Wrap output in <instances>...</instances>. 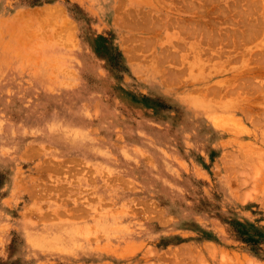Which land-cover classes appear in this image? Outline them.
Listing matches in <instances>:
<instances>
[{
	"label": "rangeland",
	"instance_id": "1",
	"mask_svg": "<svg viewBox=\"0 0 264 264\" xmlns=\"http://www.w3.org/2000/svg\"><path fill=\"white\" fill-rule=\"evenodd\" d=\"M261 57L264 0H0V264H264Z\"/></svg>",
	"mask_w": 264,
	"mask_h": 264
},
{
	"label": "bare ground",
	"instance_id": "2",
	"mask_svg": "<svg viewBox=\"0 0 264 264\" xmlns=\"http://www.w3.org/2000/svg\"><path fill=\"white\" fill-rule=\"evenodd\" d=\"M192 3H193V2H192ZM155 4H156V3H155ZM199 4H200V3H199ZM199 6H200V5H199ZM190 7H191V6H190ZM192 8H194V7L192 6ZM195 8H196V7H195ZM200 8H201V7H200ZM215 8H216V7H215ZM226 32H227V31H226ZM240 32H241V31H240ZM200 33H201V32H200ZM197 35H198V34H197ZM206 47H207V46H206ZM199 48H200V47H199ZM196 50H197V49H196ZM197 51H198V50H197ZM195 52H196V51H195ZM188 53H189V52H188ZM196 53H197V52H196ZM255 53H256V52H255ZM216 54H218V53H216ZM262 55H263V54H262ZM218 56H219V55H218ZM256 57H257V56H256ZM193 58H194V57H193ZM258 59H259V58H257V59L255 60V62H256ZM260 59H261V60H260ZM260 59H259V60H260V61L263 60L262 62L264 63V58L262 59V57H261ZM242 60H243V59H242ZM226 63H227V62H226ZM251 64H252V63H251ZM254 64H255V63H254ZM257 64H259V66L261 65L260 62H258ZM247 65H248V64H247ZM262 65H263V64H262ZM202 66H203V65H202ZM261 67H262V66H261ZM256 68H257V67H256ZM247 69H250V71L245 69L244 72H251V71H253V70H252L251 68H249V67H248ZM253 69H254V68H253ZM244 72H240V74H244ZM241 77H242V76H241ZM243 77H245V76H243ZM248 77H249V76H248ZM256 77H257V76H256ZM251 78H252V77H251ZM239 79H240V78H239ZM244 79H245V78H244ZM244 79L241 78L240 80L244 81ZM240 80H239V81H240ZM247 80H248V79H247ZM247 80H245V81L247 82ZM225 81H226V80H225ZM225 81L220 82V84L218 83L217 86H215V87H213V88H212V87H209L207 90H208L209 92H213V93H214V92H218V91H220V89H221V90H222V89H223V90H224V89L227 90V88H228V90L230 91V88L232 89V87H233V83H234V82H232L233 80H232V81L227 80V82H225ZM248 81L250 82L249 84H244V85H243V83H241V82H240L239 85L236 84V83H235V84L240 88V91H242L241 88H243V87H245V89L243 88L245 91H247V90L249 89L250 91H254V92H255V90H256V92L258 93V92H260V90H261V92H262V96H263V89H262V88H264V85H263V86H258L259 84H257V82H259V81H257V82L254 84L253 78H252V80L249 79ZM236 82H237V81H236ZM246 82H245V83H246ZM260 82L262 83V81H260ZM236 85H235V87H236ZM213 86H214V85H213ZM239 88L236 87V88H233V89H234V90H235V89L239 90ZM207 90L205 91V93L207 92ZM226 90H225V91H226ZM228 90H227V91H228ZM234 90H233V91H234ZM244 90H243V91H244ZM229 91H228V92H229ZM235 91H236V90H235ZM250 91H249V92H250ZM254 92H253V94H254ZM240 93H242V92H240ZM251 93H252V92H251ZM251 93H250V94H251ZM227 94H230V92L227 93ZM227 94H226V92H225V95H226V96H227ZM244 94H245V93H244ZM248 95H249V94H248ZM248 95H247V96H248ZM245 96H246V95H245ZM260 99H261V97H260ZM259 102H260V101H259ZM259 102H258V103H259ZM263 102H264V101H263ZM256 103H257V102H256ZM254 104H255V103H254ZM257 105H258V104H257ZM263 117H264V116H263ZM257 122H258V121H257ZM252 153H253V152H252ZM246 156H247V155H246ZM262 156H263V155H262ZM262 158H263V157H262ZM262 158H261V159H262ZM71 169H72V168H71ZM53 170H54V169H53ZM69 172H70V171H69ZM46 192H47V191H46ZM70 212H71V211H70Z\"/></svg>",
	"mask_w": 264,
	"mask_h": 264
}]
</instances>
